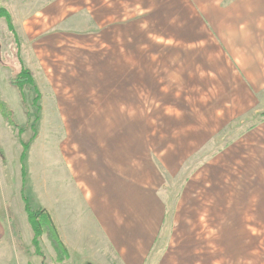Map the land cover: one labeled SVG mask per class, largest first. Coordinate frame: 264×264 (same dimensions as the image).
I'll use <instances>...</instances> for the list:
<instances>
[{
    "label": "rangeland",
    "instance_id": "rangeland-1",
    "mask_svg": "<svg viewBox=\"0 0 264 264\" xmlns=\"http://www.w3.org/2000/svg\"><path fill=\"white\" fill-rule=\"evenodd\" d=\"M4 3L12 10L19 46L0 18V99L13 121L0 113V196L11 195L8 205L20 212L25 234L17 245L10 236L0 241V264H58L45 235L36 253L21 195L33 210L46 203L44 186L63 183L62 154L76 152L72 138L86 131L104 142L128 141L138 162L156 167L159 195L175 230L196 231L194 216L207 215L208 205L212 211L219 202L214 209L221 213L222 184L208 171L244 129L237 121L247 116L252 123L264 114L254 104L242 111L232 86L221 83L230 75L239 79L232 41L264 33V0ZM20 62L40 93L39 109L31 86L22 96L11 84ZM23 143H29L24 182ZM254 226L247 224L246 238L230 241L231 264H264V224ZM33 253L41 263L31 260Z\"/></svg>",
    "mask_w": 264,
    "mask_h": 264
},
{
    "label": "crops",
    "instance_id": "crops-1",
    "mask_svg": "<svg viewBox=\"0 0 264 264\" xmlns=\"http://www.w3.org/2000/svg\"><path fill=\"white\" fill-rule=\"evenodd\" d=\"M0 3L5 6L4 0ZM232 43V53L239 54V79L230 75L221 85L232 86L242 111L254 104L255 111L264 113V33ZM236 126L244 129L208 171L217 186L222 184L217 198L223 210L215 211L219 202L212 211L208 205L207 215L194 216V232L175 230L159 195L158 170L150 161L138 162L128 141L104 142L91 131L77 136L78 141L73 137L70 149L77 146L76 152L62 154L63 183H47V202L38 207L49 214L68 252L58 264H231L230 241L246 238L247 224H264V114L252 123L244 116ZM1 199L0 241L10 236L15 243L25 225L20 212L8 205L11 195ZM15 253L23 255L19 249ZM30 257L41 263L36 254Z\"/></svg>",
    "mask_w": 264,
    "mask_h": 264
},
{
    "label": "trees",
    "instance_id": "trees-1",
    "mask_svg": "<svg viewBox=\"0 0 264 264\" xmlns=\"http://www.w3.org/2000/svg\"><path fill=\"white\" fill-rule=\"evenodd\" d=\"M0 18H4L6 21L7 28L10 32L13 33L16 44L19 46L18 36L15 34V28L12 24L11 15L2 5H0ZM11 84L15 86L20 95L23 96V88L27 85L31 86L35 91V96L32 99L33 106H36L37 109L40 108L38 105V101L40 99V93L35 85L34 79L32 77L31 71L26 68L22 62H20V68L17 69L14 74L13 79L11 80ZM0 113L3 117L12 125L13 121H11V112L7 106V104L0 99ZM29 115V114H28ZM35 120H37V116H35ZM25 130V128L21 127L19 129V134H21ZM29 147V143L22 144V152L20 154V162H21V177L22 182L25 181L26 170L24 168V157L25 152ZM24 186L22 184V190ZM22 192V191H21ZM22 200L24 201V210L27 215L28 223L32 229L33 237H32V245L36 253L41 254L40 249V237L45 235L48 242L50 243L52 249L55 252V260L58 263H62L64 260L68 258V252L59 238L58 231L54 223L52 222L49 214L42 208H37L35 210L31 209L28 199L23 195Z\"/></svg>",
    "mask_w": 264,
    "mask_h": 264
},
{
    "label": "built area",
    "instance_id": "built-area-1",
    "mask_svg": "<svg viewBox=\"0 0 264 264\" xmlns=\"http://www.w3.org/2000/svg\"><path fill=\"white\" fill-rule=\"evenodd\" d=\"M51 264H53V263H51Z\"/></svg>",
    "mask_w": 264,
    "mask_h": 264
}]
</instances>
